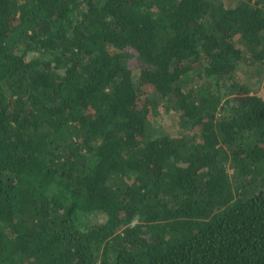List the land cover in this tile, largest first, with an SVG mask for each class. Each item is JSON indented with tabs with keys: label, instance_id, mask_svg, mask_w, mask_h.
Masks as SVG:
<instances>
[{
	"label": "trees",
	"instance_id": "1",
	"mask_svg": "<svg viewBox=\"0 0 264 264\" xmlns=\"http://www.w3.org/2000/svg\"><path fill=\"white\" fill-rule=\"evenodd\" d=\"M239 63L264 75V0H0V264H264Z\"/></svg>",
	"mask_w": 264,
	"mask_h": 264
},
{
	"label": "rangeland",
	"instance_id": "2",
	"mask_svg": "<svg viewBox=\"0 0 264 264\" xmlns=\"http://www.w3.org/2000/svg\"><path fill=\"white\" fill-rule=\"evenodd\" d=\"M225 3L228 0H223ZM254 68L249 66L245 68L241 63L236 64V77L243 84H246L250 94L260 96L264 100V75L259 76L253 73ZM157 115L150 118L149 128L153 136H160L161 134L179 135L182 129L178 126L176 114L174 111L168 109L167 111L160 106ZM231 172V171H230ZM102 219L99 214L88 216V222L92 223Z\"/></svg>",
	"mask_w": 264,
	"mask_h": 264
}]
</instances>
